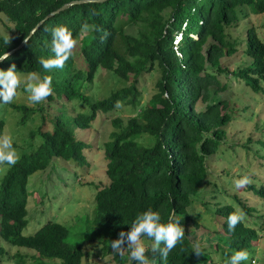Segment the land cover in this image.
<instances>
[{"label":"trees","instance_id":"16d2710c","mask_svg":"<svg viewBox=\"0 0 264 264\" xmlns=\"http://www.w3.org/2000/svg\"><path fill=\"white\" fill-rule=\"evenodd\" d=\"M69 1L0 0V14L12 24L10 44L4 43L7 34L0 35V53L15 47L39 20ZM245 8L249 13H263L264 0L85 1L43 20L27 43L9 59L0 61V70L15 64L21 75L33 71L49 75L53 92L45 102L76 100L86 110L74 115L59 111L48 119L41 106L9 104L19 113L18 125L35 115L39 124L28 131V148L20 153L19 162L0 177V238L9 245L31 250L29 264H81L85 241L100 244L102 254H111L120 264H134L127 251L123 255L113 253L110 241L121 230L127 232L138 213L151 208L159 212L161 222L167 223L174 210L185 230L183 242L166 262L151 247L147 248L148 258L155 264L211 262L202 246L203 254L194 253L190 236L199 224L186 208L207 176L205 158L216 152L230 121L231 103L223 97L216 99L228 89L220 78L240 80L253 93L264 87V42L243 12ZM241 20H245L240 28L242 35H231L230 28ZM84 23L99 30L83 32ZM59 25L66 26L78 40V55L84 67L74 65L72 55L62 69L45 72L38 59L52 55L51 30ZM241 38L242 53L249 60L229 69L221 61L236 53ZM100 68L126 84L105 97L90 100L82 89ZM155 69L158 77L154 92L144 107L124 123L118 117L110 121L112 129L102 147L108 183L96 190L93 214L83 220L81 233L85 238L69 244L68 229L53 221H46L30 235H22L27 223L28 177L44 170L52 159L85 164L83 150L87 144L75 137L74 129L89 128L98 112H108L118 102L132 103L139 95L138 80ZM47 124L50 128L44 129ZM3 127L0 117V135ZM33 138L38 142L35 145ZM245 188L264 196L263 186L247 184ZM233 197L249 213L250 209ZM213 211L226 234L221 239L222 249L217 244L214 247L227 264L233 251L247 250L251 241L258 239L257 231L243 221L229 231L228 216L236 211L231 204L216 205ZM3 254L6 250L0 247V257ZM26 256L15 252L7 258L24 264Z\"/></svg>","mask_w":264,"mask_h":264},{"label":"rangeland","instance_id":"374dc122","mask_svg":"<svg viewBox=\"0 0 264 264\" xmlns=\"http://www.w3.org/2000/svg\"><path fill=\"white\" fill-rule=\"evenodd\" d=\"M243 12L249 15V21L256 30L258 37L264 42V12L253 14L245 8ZM242 16V13L239 14ZM247 23V20H246ZM11 23L0 14V35L8 34ZM245 20L230 28V34L242 35L241 29ZM130 30V29H128ZM178 40V38H176ZM175 40V41H176ZM238 50L221 62L229 69L236 68L246 63L249 58L242 50L243 39H239ZM79 53V42L73 50L74 65L84 67ZM21 77V73H18ZM158 77L157 70L143 74L138 80L139 95L132 103L119 102L120 107H114L108 112H98L87 129H74L76 138L84 141L87 146L83 150L86 163L78 166L71 160L63 161L59 158L52 159L49 165L41 171H36L28 177L27 191V223L21 230L22 235H30L46 221L57 222L68 229L66 241L75 244L85 238L82 235L83 220L89 219L94 209V194L97 189L108 183L104 173L106 160L103 157V143L108 139L112 126L110 121L114 117L124 121L135 115L144 107L150 95L154 92V82ZM221 82L227 84V92L220 94L231 103L230 121L225 127V138L218 145L214 154L205 158L207 176L199 186L196 195L191 196L190 204L186 208L189 215L195 219L199 226L194 229L190 239L199 243L208 253V264H225L221 259V249L226 237L220 226V218L214 214L216 205L231 204L235 210H242L233 196L243 202L249 210L245 213L243 222L257 231L258 239L251 241L247 251L249 260L242 264H264V196L252 193L244 187L237 188L235 181L248 177L249 184L264 187V87L262 91L253 93L240 80L222 76ZM126 82L105 69H98L90 83H85L83 94L90 100L107 96L111 91L122 87ZM55 104L42 102L31 104L23 86L16 89L12 102L33 107L41 106L48 119L61 111L63 114L74 115L83 112L86 107L76 100L69 102L56 101ZM10 103L0 102V117L4 120L2 134H9L13 139V147L18 155L28 148V131L39 124L38 115L27 119L24 124L18 125L19 113L13 111ZM117 105V104H116ZM200 104H198L199 106ZM50 124L44 126L49 129ZM1 134V135H2ZM36 137V136H35ZM34 137V138H35ZM33 138V145L38 143ZM6 166L0 167V177ZM190 228V227H189ZM192 228V227H191ZM145 247H151L152 241L147 237L141 238ZM217 244L218 248L214 245ZM0 247L7 254L0 257V264H15L13 259L7 258L15 252L27 255L24 264H29V255L33 252L26 248L9 245L0 238ZM81 264H120L112 258L111 254H102L100 244L85 241L83 245ZM55 261V260H54ZM123 264H128L124 262Z\"/></svg>","mask_w":264,"mask_h":264},{"label":"clouds","instance_id":"9594fccd","mask_svg":"<svg viewBox=\"0 0 264 264\" xmlns=\"http://www.w3.org/2000/svg\"><path fill=\"white\" fill-rule=\"evenodd\" d=\"M81 30L83 32L98 31L99 28L84 23ZM11 39L7 34L4 38L5 45L10 44ZM25 43H27L26 39ZM75 46L76 40L73 39L71 31L64 25L55 26L51 30L50 52L52 55L47 58L40 57L38 63L45 72L62 69L73 55ZM9 57L10 53L8 52L0 53V61L7 60ZM21 86L27 94L28 101L33 105L44 102L53 92L52 78L49 75L33 71L21 77L15 64H12L7 70H0V102H12L16 95V89ZM116 107H120L119 102ZM19 159L20 157L13 147L11 135H0V167L6 166L10 169L19 162ZM249 183L248 177L235 181L237 188L244 187ZM244 219L245 213L242 210L237 209L230 213L227 221L229 231H234L236 225ZM142 237H147L152 241L151 251L158 253L161 260L166 262L172 250L183 242L185 230L180 219L176 218L174 210L169 215L167 223H163L159 212L150 208L138 213L131 222L129 230L127 232L121 230L117 238L110 241V248L113 253L118 255H123L127 251L129 261L134 262V264H155V261L150 260L146 255L148 249L145 247ZM193 247L194 253L203 254L199 243H195ZM249 256L247 250H235L228 257L227 264H242V262L249 260Z\"/></svg>","mask_w":264,"mask_h":264},{"label":"water","instance_id":"95a60500","mask_svg":"<svg viewBox=\"0 0 264 264\" xmlns=\"http://www.w3.org/2000/svg\"><path fill=\"white\" fill-rule=\"evenodd\" d=\"M85 1H102V0H71L67 3H63L61 6H59L58 8H56L55 10L49 12L47 15H45L43 17V19L39 20L34 27L29 31V33L27 34L26 37H24L15 47L5 51L8 52L10 54H12L13 52H15L18 48H20L23 43L25 42V39L27 40V38L37 29V27L42 23L43 20H45L46 18L54 15L55 13L59 12L60 10H63L65 8H67L69 5L74 4V3H80V2H85Z\"/></svg>","mask_w":264,"mask_h":264}]
</instances>
